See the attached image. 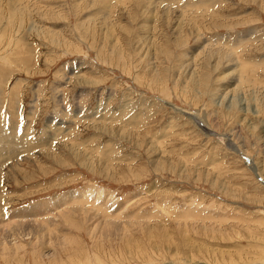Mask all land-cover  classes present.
<instances>
[{
	"label": "rangeland",
	"instance_id": "374dc122",
	"mask_svg": "<svg viewBox=\"0 0 264 264\" xmlns=\"http://www.w3.org/2000/svg\"><path fill=\"white\" fill-rule=\"evenodd\" d=\"M150 1L0 0V264H264V0Z\"/></svg>",
	"mask_w": 264,
	"mask_h": 264
},
{
	"label": "bare ground",
	"instance_id": "6f19581e",
	"mask_svg": "<svg viewBox=\"0 0 264 264\" xmlns=\"http://www.w3.org/2000/svg\"><path fill=\"white\" fill-rule=\"evenodd\" d=\"M156 3V0L155 1H153V0H151L150 1V6L152 7L154 4ZM168 10V9H167ZM169 11V10H168ZM169 19V18H168ZM199 83V82H198ZM178 110H180L179 112H183L181 109H178ZM185 113V112H184ZM183 113V114H184ZM190 115V114H189ZM191 120L193 119V120H195V121H197L198 119V116L195 114V115H191ZM199 123V122H198ZM201 123V122H200ZM209 129V128H208ZM220 139H222V140H224L223 142L225 143V144H227V141H226V139L225 138H223V137H220ZM8 141H10V140H8ZM221 141V140H220ZM7 142V141H6ZM10 143V142H9ZM17 143V142H16ZM11 144V143H10ZM8 145V144H7ZM6 145V146H7ZM229 146H231V149L233 150L234 149V147H233V144H231V145H229ZM8 148V147H7ZM9 148H11L10 147V145H9ZM5 149V148H4ZM5 152V151H4ZM242 156H243V154H242ZM247 164H249L250 166H253V163L250 161V163H247ZM99 190V189H98ZM94 191V190H93ZM92 191V192H93ZM96 192V191H95ZM99 192V191H98ZM102 193V192H101ZM82 194H84V196L86 195L85 194V192H82ZM90 198V197H89ZM62 200H64V199H62ZM53 201V200H52ZM51 201V202H52ZM54 202V201H53ZM44 203H46V202H44ZM37 205H39V204H33V206L32 207H35V206H37ZM66 205V204H65ZM67 205H69V203L67 204ZM41 206V205H40ZM49 206V205H48ZM43 207H47V206H43ZM93 209V208H92ZM34 210V209H33ZM95 212V211H94ZM35 215V214H34ZM22 216V215H21ZM26 219V218H25ZM24 220V219H23ZM28 220V219H27ZM21 222H24V221H21ZM26 222H28V221H26ZM34 223V222H33ZM28 224V223H27ZM34 224H36V223H34ZM99 224H100V222H99ZM30 225V224H29ZM114 225V224H113ZM8 228H9V226H8ZM29 228V227H28ZM3 229V228H2ZM1 229V230H2ZM2 235V234H1ZM6 242V240L3 242V246H4V250H8L9 248H8V246H7V244L5 243ZM9 243V242H8ZM15 246V245H14Z\"/></svg>",
	"mask_w": 264,
	"mask_h": 264
},
{
	"label": "water",
	"instance_id": "95a60500",
	"mask_svg": "<svg viewBox=\"0 0 264 264\" xmlns=\"http://www.w3.org/2000/svg\"><path fill=\"white\" fill-rule=\"evenodd\" d=\"M245 159H246V161H247L248 163H250L251 159H250L249 157H245ZM261 181H263V180L261 179Z\"/></svg>",
	"mask_w": 264,
	"mask_h": 264
}]
</instances>
